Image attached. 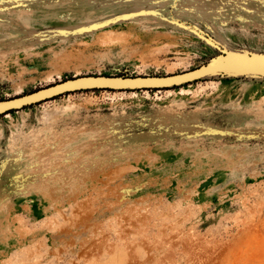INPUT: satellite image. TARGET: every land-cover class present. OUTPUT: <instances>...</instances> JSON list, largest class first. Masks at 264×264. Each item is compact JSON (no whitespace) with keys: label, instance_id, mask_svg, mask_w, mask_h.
<instances>
[{"label":"rangeland","instance_id":"obj_1","mask_svg":"<svg viewBox=\"0 0 264 264\" xmlns=\"http://www.w3.org/2000/svg\"><path fill=\"white\" fill-rule=\"evenodd\" d=\"M257 54L264 0H0V101ZM0 264H264V77L0 113Z\"/></svg>","mask_w":264,"mask_h":264},{"label":"water","instance_id":"obj_2","mask_svg":"<svg viewBox=\"0 0 264 264\" xmlns=\"http://www.w3.org/2000/svg\"><path fill=\"white\" fill-rule=\"evenodd\" d=\"M252 73L264 77V54L232 56L228 62L197 67L178 74L164 76H88L72 78L36 91L0 101V113L46 100L64 92L87 88L136 89L171 86L189 82L218 72Z\"/></svg>","mask_w":264,"mask_h":264},{"label":"bare ground","instance_id":"obj_3","mask_svg":"<svg viewBox=\"0 0 264 264\" xmlns=\"http://www.w3.org/2000/svg\"><path fill=\"white\" fill-rule=\"evenodd\" d=\"M68 106V105H67ZM55 108V107H54ZM7 116H10L9 114H7ZM51 116H52V114H51ZM46 119H47V117H46Z\"/></svg>","mask_w":264,"mask_h":264}]
</instances>
